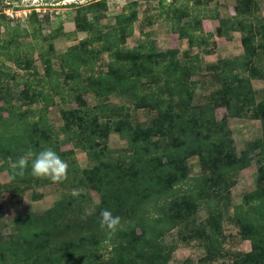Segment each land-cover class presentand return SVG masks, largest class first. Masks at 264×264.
<instances>
[{
    "label": "trees",
    "instance_id": "obj_1",
    "mask_svg": "<svg viewBox=\"0 0 264 264\" xmlns=\"http://www.w3.org/2000/svg\"><path fill=\"white\" fill-rule=\"evenodd\" d=\"M19 1L0 0V10ZM138 1L129 2L105 32L98 27L97 15L106 10L105 0L77 8L80 17L93 16L88 22L78 17L74 21L76 31L87 36L57 57L60 72L68 69L62 81L46 53H39L42 77H37L34 67L24 66L27 60L20 57L14 38L26 35V30L9 26L0 13V30L3 27L10 37L2 40L0 31V57L26 72L18 79L0 63V171L8 175V183L0 184V199L8 193L18 200L28 189L53 183L30 175L31 161L22 177L10 179L11 164L29 150L55 151L68 164L67 178L57 183L76 189L61 195L42 214L16 218L15 233L0 241V264H169L176 243L165 245L164 238L175 229L182 244L199 241L204 261L211 263L222 253L221 219L230 207L229 190L252 160L258 166L257 187L232 206V222L241 239L250 243V251L236 255L232 264H264V87H252L253 81L264 80V16L255 0H235L233 13L226 18L217 12L206 15L205 2L200 0L192 9L187 1L165 7L160 0L159 14L146 18L148 24L163 16L177 38L186 40L187 50H161L147 33L127 48ZM38 16L31 10L28 18L41 24ZM41 17L47 22L48 15ZM205 19L216 23L218 38L229 42L231 34L238 33L242 54L204 62L202 55L212 54L214 46L209 43L213 35L203 31ZM103 54L106 70L95 73ZM82 68L88 73L84 77ZM205 75L211 81H204ZM9 81L21 89L10 91ZM198 85L213 88L202 104L193 103ZM60 87L68 89L76 107L61 112L63 125L55 131L46 111L53 105L52 93L65 100ZM87 93L96 99L92 107L83 98ZM112 95L128 97L134 110H151L155 116L148 124L133 123L124 107L109 104ZM218 109H224L227 118L259 121L261 136L237 153L226 119H216ZM111 133L125 142L124 149L108 146ZM63 144L72 149L61 150ZM74 151L86 156L88 168H78ZM192 158L200 167L194 176L188 168ZM88 189L99 202L93 213L78 216ZM33 198L41 195L34 193ZM198 208L206 213L201 224ZM105 209L121 218L110 239L99 227ZM105 250L107 259L100 255Z\"/></svg>",
    "mask_w": 264,
    "mask_h": 264
},
{
    "label": "rangeland",
    "instance_id": "obj_2",
    "mask_svg": "<svg viewBox=\"0 0 264 264\" xmlns=\"http://www.w3.org/2000/svg\"><path fill=\"white\" fill-rule=\"evenodd\" d=\"M98 0H50L49 4L43 3L42 0H20L12 6H7L4 10H0V13L4 14L6 20L9 22V26L18 27L20 31L26 30V35H20L19 38H14V44L19 46V55L24 60V66L28 70L34 67L37 71V77H42L44 73L43 66L41 64L39 53L47 54L50 59L53 71L60 74L59 81H62L68 69L63 72L58 56L65 54L68 48L77 45L81 39H84L86 33H80L76 31L75 19H85L87 22L91 20L92 14L86 16V18L80 17L77 13L78 7L86 6L90 3H94ZM106 10L99 11L97 14L101 17L99 21V28L102 31H108L107 26H111L114 22V17L118 15L127 4L134 0H105ZM159 1L160 0H139L136 7L137 21L133 25V35L126 41V47L130 48L138 44L141 34L147 33L156 42V46L161 50H167L170 48L179 49L184 51L187 49L186 42L177 38V35L171 31L169 24L165 21L164 17L156 19V22L150 25L146 18L156 17L159 14ZM163 5L167 7L174 1L177 6L189 3L190 9L194 7V1L198 0H162ZM205 2L206 15H212L217 12L220 17L226 18L233 13V7L235 6V0H200ZM257 6L260 9V15L264 16V0H255ZM41 5V6H40ZM33 6H39L40 9L38 20L40 23L32 22L28 17V11L32 10ZM28 10V11H27ZM100 10V9H98ZM4 11V12H3ZM42 11V12H41ZM25 12V14H24ZM42 15H48L47 22L42 19ZM5 20V21H6ZM43 21V22H42ZM203 31L211 32L215 30L216 24H211L208 19L203 20ZM2 40L9 39V35L1 28ZM35 34V39L32 38V34ZM49 39H46L50 35ZM233 40L227 42L222 38H218L215 33L210 44H213V53L211 55H202L204 62H215L218 59H226L241 55V47L239 44V34L236 33L233 36ZM13 44V46H14ZM12 46V47H13ZM49 46L52 47V52L49 50ZM30 47V48H29ZM12 49V48H11ZM32 49V50H31ZM181 49V50H180ZM196 52V50H194ZM107 56L103 54L95 64V73L97 71H105L107 64ZM4 62L8 69V72L17 75L18 79L26 75L25 71L16 68L13 63L7 62L4 57H0V63ZM63 67V65H62ZM82 77L86 76L85 69L80 71ZM195 79V78H194ZM204 81H211L208 75L203 76ZM8 89L10 91H18L21 88L15 87L13 81L8 82ZM252 87L255 90H260L264 87V80L253 82ZM213 88L209 86L198 85L194 93V104H202L206 102L207 96L211 93ZM59 91H63L64 101L61 95H53V105L46 111V117L55 131H58L62 127L63 122L61 119V112L73 109L76 107L75 103H71V98L68 96V89L63 90L62 87ZM44 92L49 93L48 88L44 89ZM51 93V92H50ZM59 93V92H58ZM2 96H6L5 92L1 93ZM83 98L89 107H92L96 103V99L91 93L83 94ZM110 105L122 106L129 113L131 121L138 124H148L150 120L155 116V112L151 110H134L132 107V100L124 96L112 95L109 98ZM2 102H0V106ZM36 107V106H34ZM217 120L226 119L227 124L232 132V139L234 147L237 153H240L246 148V145L261 136L260 123L250 118H227L224 109H218L215 112ZM6 116V114H4ZM108 146L111 149H124L126 144L120 140L114 133L109 135ZM72 149L69 144H63L61 150L66 151ZM74 159L77 162L80 170L89 167V162L86 156L81 151H74ZM252 156L256 155V152L251 151ZM188 168L190 175H198L200 167L198 160L192 158L188 160ZM258 166L251 161V165L241 171L235 176V185L230 188L227 200L229 203L228 211L223 214L221 219V231L223 237L220 240L221 254L213 262L209 263L204 261L205 252L200 246L199 241H190L189 243H181L178 241L177 231L173 230L168 233L164 238L165 245H171L176 243L175 251L172 253L169 264H232V260L236 255L250 251V243L243 241L239 234L238 227L232 222V206L241 203L243 195L256 189V177ZM8 183V175L6 172L0 171V184ZM48 184V183H47ZM79 191V189H78ZM68 192H76L74 187L62 188L57 182L48 184L46 186L33 187L25 191L20 199H13L12 195L4 193L0 199V241L6 242L10 236L15 233V219L21 216H25L29 213L42 214L53 204L60 199L61 195ZM41 195V198H33V194ZM99 200L98 195L88 189L87 200L81 204L80 213L78 216L86 217L93 213L97 207ZM206 217L205 210L198 208L196 213L197 223L201 224ZM100 255L104 259L109 257L108 250L100 252Z\"/></svg>",
    "mask_w": 264,
    "mask_h": 264
},
{
    "label": "clouds",
    "instance_id": "obj_3",
    "mask_svg": "<svg viewBox=\"0 0 264 264\" xmlns=\"http://www.w3.org/2000/svg\"><path fill=\"white\" fill-rule=\"evenodd\" d=\"M45 3L50 0H42ZM34 157V158H33ZM31 161L30 175L35 178H47L52 182H61L67 178L68 164L62 160L55 151L46 148L38 154L31 150L20 156L11 164L10 179L23 176ZM121 223L119 216H113L112 212L105 209L100 213L99 227L107 231L109 239L113 237Z\"/></svg>",
    "mask_w": 264,
    "mask_h": 264
},
{
    "label": "crops",
    "instance_id": "obj_4",
    "mask_svg": "<svg viewBox=\"0 0 264 264\" xmlns=\"http://www.w3.org/2000/svg\"><path fill=\"white\" fill-rule=\"evenodd\" d=\"M210 23H211V24H212V23H213V24H216V23L213 22V21H210ZM206 33H208V32H206ZM209 33H211V34L213 35L214 31H213V33H212V31L209 32ZM235 34H236V33H232V34H231V36H232V40L234 39L233 36H234ZM239 36H240V35H239ZM212 40H213V39H212ZM232 40H231V41H232ZM181 41L186 42V40H181ZM231 41H229V42L231 43ZM227 42H228V41H227ZM239 44H240V38H239ZM186 45H187V42H186ZM240 47H241V45H240ZM175 49H176V48H175ZM178 50H179V49H178ZM180 50H181V49H180ZM185 50H187V49H184V51H185ZM241 51H242V48H241ZM180 52H183V50L180 51ZM210 55H211V54H210ZM237 56H239V55H237ZM253 82H258V81H253ZM232 119H234V118H232ZM255 122H259V121L255 120Z\"/></svg>",
    "mask_w": 264,
    "mask_h": 264
},
{
    "label": "built area",
    "instance_id": "obj_5",
    "mask_svg": "<svg viewBox=\"0 0 264 264\" xmlns=\"http://www.w3.org/2000/svg\"><path fill=\"white\" fill-rule=\"evenodd\" d=\"M39 8V6H33L32 7V10H34V11H36L37 13L40 11V9H38ZM39 10V11H38ZM28 11V10H27ZM4 12V11H3ZM31 11H28V14L30 13ZM42 12V11H41ZM24 14H25V12H24Z\"/></svg>",
    "mask_w": 264,
    "mask_h": 264
}]
</instances>
